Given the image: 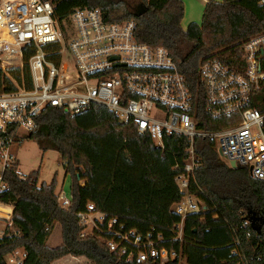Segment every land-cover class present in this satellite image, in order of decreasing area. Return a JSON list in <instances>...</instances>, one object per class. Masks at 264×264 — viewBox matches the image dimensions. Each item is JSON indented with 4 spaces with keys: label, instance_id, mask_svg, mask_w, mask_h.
<instances>
[{
    "label": "trees",
    "instance_id": "trees-1",
    "mask_svg": "<svg viewBox=\"0 0 264 264\" xmlns=\"http://www.w3.org/2000/svg\"><path fill=\"white\" fill-rule=\"evenodd\" d=\"M49 1L59 22L77 7H98L110 23L134 21L136 40L167 49L189 86L195 84L202 59L230 63L240 44L264 32L261 0H210L201 23H190L185 30L181 27V0ZM11 76L20 83L18 70L11 71ZM24 76L28 78L27 71ZM12 89L0 71V92ZM193 105L202 129L215 131L233 125L226 119L205 116L201 97ZM36 125L26 139L43 153H58L70 179L72 202L67 210L57 203L55 180L38 186L39 171L20 178L15 167L7 170L9 189L0 194V202L14 207L13 226L19 236L0 239V264H6L4 257L18 248L24 251L22 264H52L67 256L83 257L94 264H126L108 252L98 235L80 237L84 228L76 214L88 203L128 230L146 233L153 228L163 238L160 247L180 256L166 264H264V184L251 179L246 168H229L212 142L194 141L202 166L194 173L190 193L203 203L205 211L184 219L179 243L174 240V227L180 217L171 207L181 198L174 177L181 173L186 157L185 138L164 136L162 151L149 136L139 135L132 125L122 124L100 106L74 116L46 108ZM251 216L263 220L259 232L244 226ZM55 224L61 228V245L53 249L46 242Z\"/></svg>",
    "mask_w": 264,
    "mask_h": 264
},
{
    "label": "built area",
    "instance_id": "built-area-1",
    "mask_svg": "<svg viewBox=\"0 0 264 264\" xmlns=\"http://www.w3.org/2000/svg\"><path fill=\"white\" fill-rule=\"evenodd\" d=\"M14 69L20 83L11 76ZM0 71L13 86L0 92V194L9 189L7 170L15 167L22 178L16 140L36 131L37 118L46 108L74 116L95 106L149 136L162 151L164 136L187 140L182 171L174 177L181 198L171 207L180 217L174 227L179 243L184 219L205 211L190 193L194 173L202 166L194 149L196 139L212 142L229 168L230 163L246 168L251 179L264 184V32L240 44L230 63L202 59L195 84L189 86L167 49L136 40L134 21L110 23L98 7H77L59 22L49 0H0ZM197 96L205 116L233 125L215 131L199 127L193 105ZM56 195L67 210L72 197L63 190ZM13 212L11 204L0 202V239L19 236ZM76 217L84 228L81 238L98 235L108 252L126 264L180 260L175 251L160 247L163 238L153 228L146 233L128 230L91 203ZM23 259L19 254L4 257L6 264H22Z\"/></svg>",
    "mask_w": 264,
    "mask_h": 264
},
{
    "label": "rangeland",
    "instance_id": "rangeland-1",
    "mask_svg": "<svg viewBox=\"0 0 264 264\" xmlns=\"http://www.w3.org/2000/svg\"><path fill=\"white\" fill-rule=\"evenodd\" d=\"M14 153L19 163V174L26 176L28 174H32L31 172L39 171L38 186L42 183L49 185L53 180H55L56 193L63 190L66 196L68 198L70 197V179L68 175L65 176L63 164L57 152L48 150L43 153L37 147L35 142L27 140L26 137H22L21 139L16 140ZM54 226L55 227H53L49 236L51 243L54 241V238H58V235L60 237L59 224H55ZM49 245L52 244L49 243ZM10 254L24 255V251L18 248ZM76 261L77 262L74 264H94L92 261L83 257H80V259Z\"/></svg>",
    "mask_w": 264,
    "mask_h": 264
},
{
    "label": "crops",
    "instance_id": "crops-1",
    "mask_svg": "<svg viewBox=\"0 0 264 264\" xmlns=\"http://www.w3.org/2000/svg\"><path fill=\"white\" fill-rule=\"evenodd\" d=\"M183 2L184 5V14H183V18L181 21V27L183 28V30L186 29V27L188 26V24L190 23H196V24H200L201 23V19H202V13H203V9L206 5V3L210 0H181ZM216 2H220V0H213ZM55 227V226H54ZM59 232H60V237L58 235V238H54V241H52V243L50 242V238H48L46 245L49 248H57L61 245V228L59 227ZM59 234V233H58ZM53 239V238H52ZM52 244V245H49ZM80 258H74V257H64L60 260H57L55 262H53L52 264H74Z\"/></svg>",
    "mask_w": 264,
    "mask_h": 264
},
{
    "label": "water",
    "instance_id": "water-1",
    "mask_svg": "<svg viewBox=\"0 0 264 264\" xmlns=\"http://www.w3.org/2000/svg\"><path fill=\"white\" fill-rule=\"evenodd\" d=\"M230 168L231 169H235V165L233 163H230ZM249 223H250V226L252 228V230L254 232H259L260 230V227L263 223V220L259 219V218H254L253 216H251L249 219H248ZM260 223V224H258Z\"/></svg>",
    "mask_w": 264,
    "mask_h": 264
},
{
    "label": "bare ground",
    "instance_id": "bare-ground-1",
    "mask_svg": "<svg viewBox=\"0 0 264 264\" xmlns=\"http://www.w3.org/2000/svg\"><path fill=\"white\" fill-rule=\"evenodd\" d=\"M236 169V168H235Z\"/></svg>",
    "mask_w": 264,
    "mask_h": 264
}]
</instances>
